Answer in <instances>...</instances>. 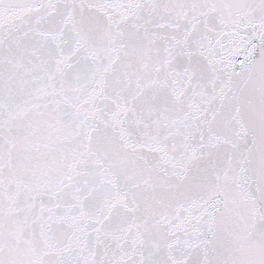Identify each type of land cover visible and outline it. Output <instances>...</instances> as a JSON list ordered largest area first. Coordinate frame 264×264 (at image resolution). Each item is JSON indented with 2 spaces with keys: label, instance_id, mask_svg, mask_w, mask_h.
Returning <instances> with one entry per match:
<instances>
[{
  "label": "snow or ice",
  "instance_id": "obj_1",
  "mask_svg": "<svg viewBox=\"0 0 264 264\" xmlns=\"http://www.w3.org/2000/svg\"><path fill=\"white\" fill-rule=\"evenodd\" d=\"M0 264H264V0H0Z\"/></svg>",
  "mask_w": 264,
  "mask_h": 264
}]
</instances>
